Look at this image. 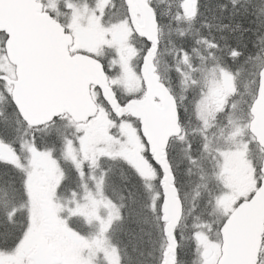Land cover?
I'll return each instance as SVG.
<instances>
[{
	"label": "snow or ice",
	"instance_id": "1",
	"mask_svg": "<svg viewBox=\"0 0 264 264\" xmlns=\"http://www.w3.org/2000/svg\"><path fill=\"white\" fill-rule=\"evenodd\" d=\"M0 264H264V0H0Z\"/></svg>",
	"mask_w": 264,
	"mask_h": 264
}]
</instances>
